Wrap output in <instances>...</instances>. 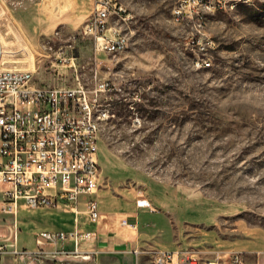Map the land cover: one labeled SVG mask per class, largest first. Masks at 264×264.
I'll return each instance as SVG.
<instances>
[{
    "label": "rangeland",
    "instance_id": "rangeland-1",
    "mask_svg": "<svg viewBox=\"0 0 264 264\" xmlns=\"http://www.w3.org/2000/svg\"><path fill=\"white\" fill-rule=\"evenodd\" d=\"M182 1L118 0L125 10L111 15L110 26L128 46L113 54L85 31L100 0H0L3 62L34 70L36 84L82 81L95 90L109 82L99 96L108 113L97 148L99 192L178 208L197 246L243 249L250 264H264V0H188L180 16L174 10ZM193 36L202 38L199 46ZM201 56L212 66L199 67ZM41 211L47 209L19 210V247L36 249ZM79 221L89 223L83 213ZM12 223V214L0 211L3 234ZM141 244L156 247L152 239ZM0 264L151 261L131 251L68 256L45 245L30 255L0 254Z\"/></svg>",
    "mask_w": 264,
    "mask_h": 264
},
{
    "label": "built area",
    "instance_id": "built-area-1",
    "mask_svg": "<svg viewBox=\"0 0 264 264\" xmlns=\"http://www.w3.org/2000/svg\"><path fill=\"white\" fill-rule=\"evenodd\" d=\"M187 1L178 4L174 13L181 16V6H187ZM124 10L115 0H100L85 28L94 35L97 48L113 54L125 50V36L110 26L111 15ZM201 18L198 25L203 29ZM201 39L193 36L190 43L199 46ZM4 53L0 39V211L13 216L9 234L0 231V254L25 256L52 245L68 256H90L83 244L95 239L96 232L83 229L79 215L85 214L91 224L102 218L97 194L103 177L97 148L108 113L100 112L99 96L110 83L102 82L95 90L82 81L74 86L36 84L34 70L6 67ZM195 59L199 67L212 66L207 56ZM136 203L156 209L145 196ZM24 206L71 210L75 226L71 230H39L35 233L36 249L19 247L18 212ZM121 223L131 225L126 218ZM132 252L136 257L148 254L151 264H250L247 251L235 248L199 254L190 248L138 246Z\"/></svg>",
    "mask_w": 264,
    "mask_h": 264
},
{
    "label": "crops",
    "instance_id": "crops-1",
    "mask_svg": "<svg viewBox=\"0 0 264 264\" xmlns=\"http://www.w3.org/2000/svg\"><path fill=\"white\" fill-rule=\"evenodd\" d=\"M97 196L100 200L102 218L96 224L80 223L83 229L96 232V238L91 240L94 241V248H87L86 244H83L84 249L91 251L90 254L103 250L132 252L134 248L143 246L142 241L149 239H152L157 248L167 250L190 248L201 254L214 249L197 246L189 240V235L184 230L185 224L189 223L188 218L178 208L164 210L152 202L156 209L151 211L139 207L134 194L125 199L116 197L109 190H102ZM36 209L47 211L39 212L34 240L35 233L39 230H71L75 226L74 215L70 210ZM122 218H126L131 225L122 224ZM160 234H167L171 239L164 242L157 237Z\"/></svg>",
    "mask_w": 264,
    "mask_h": 264
},
{
    "label": "bare ground",
    "instance_id": "bare-ground-1",
    "mask_svg": "<svg viewBox=\"0 0 264 264\" xmlns=\"http://www.w3.org/2000/svg\"><path fill=\"white\" fill-rule=\"evenodd\" d=\"M118 2V0H115ZM118 4H121L118 2ZM122 5V4H121ZM123 7V5H122ZM185 6H181V12H182V8H184ZM124 9V7H123ZM120 36H125V40H124V49H126V47L128 46V38L125 34L120 32ZM197 65H198V61H196ZM108 111V110H107ZM100 112H106V109L102 108V104H100ZM89 256H86L85 258H88Z\"/></svg>",
    "mask_w": 264,
    "mask_h": 264
}]
</instances>
